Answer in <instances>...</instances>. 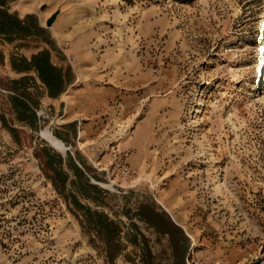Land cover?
<instances>
[{
    "label": "rangeland",
    "instance_id": "rangeland-1",
    "mask_svg": "<svg viewBox=\"0 0 264 264\" xmlns=\"http://www.w3.org/2000/svg\"><path fill=\"white\" fill-rule=\"evenodd\" d=\"M7 8L38 21L56 10L51 61L70 67L69 86L93 104L80 120L89 146L76 150L73 127L59 125L29 73L24 93L37 103V123L20 124L10 81L25 74L10 58L45 46L0 37V264H264V0H8ZM53 153L82 171L80 179L63 166V193L45 165ZM81 183L96 200L77 197ZM71 196L92 221L97 213L119 226L117 243L81 227Z\"/></svg>",
    "mask_w": 264,
    "mask_h": 264
},
{
    "label": "trees",
    "instance_id": "trees-1",
    "mask_svg": "<svg viewBox=\"0 0 264 264\" xmlns=\"http://www.w3.org/2000/svg\"><path fill=\"white\" fill-rule=\"evenodd\" d=\"M7 5L8 0H0V37L9 44L19 42V46H24L23 44L38 41L45 46L42 48L40 45L37 46V52L32 54L29 59L15 55H12L10 58L11 69L17 74H25L19 79L10 81V91L13 95L9 96V100L12 105L13 113L20 124L35 129L37 118L33 108H36L37 103L31 99L28 93H24L26 89L32 86L34 78L27 74L33 73L36 76V79L45 88L46 97L50 99H56L64 93L73 81V74L69 66L63 68L54 65L51 61V51L56 48V45L49 29L55 20L56 13L52 14L47 20V25L42 27L35 15L27 14L21 18L17 13L10 12ZM45 165L54 175L50 177V179L57 193H63V185L68 179V176L63 172L64 165L74 173L75 177L80 179L83 178L82 171L77 167L70 156L67 157V160H63L61 156L53 153L51 157H46ZM58 175L62 177L59 178ZM57 180L61 181L62 188L55 185ZM89 189L95 190L88 184L81 183V185L76 188L77 197H82L87 200H96V198H92L88 193ZM71 197L73 203L77 206L76 209L82 212V220L79 221L81 227L84 228V225L92 224L96 227L97 234L100 237L102 236L107 244L112 245V243H117L121 233L119 226L114 224L107 217L97 215V213L94 214L96 220L92 221L90 211L85 208L84 205L77 202V197ZM141 219L144 220V217L141 216Z\"/></svg>",
    "mask_w": 264,
    "mask_h": 264
},
{
    "label": "crops",
    "instance_id": "crops-1",
    "mask_svg": "<svg viewBox=\"0 0 264 264\" xmlns=\"http://www.w3.org/2000/svg\"><path fill=\"white\" fill-rule=\"evenodd\" d=\"M55 12L56 10L54 9L42 14L39 17L40 25L45 27L47 25V20ZM56 29V26L53 27V30L56 31ZM76 84L77 83L75 82V84L69 86V88H67V90L58 98L50 99L46 97L43 102L51 106V108L58 113L56 115L57 118L55 119L59 120V125L62 124L64 126L73 127L75 139H72L70 145H73L76 150H82L85 146L89 145H86L87 137L84 133L86 128L81 127L80 120L90 116V114L85 115L86 107L91 106L93 103H90L87 99L81 98V96L76 93ZM92 158H94L93 155H91L90 160H92Z\"/></svg>",
    "mask_w": 264,
    "mask_h": 264
},
{
    "label": "bare ground",
    "instance_id": "bare-ground-1",
    "mask_svg": "<svg viewBox=\"0 0 264 264\" xmlns=\"http://www.w3.org/2000/svg\"><path fill=\"white\" fill-rule=\"evenodd\" d=\"M43 137V135H42ZM54 138V137H53ZM51 138L49 135H46L45 134V139L46 141L49 143V145L53 148V149H56V150H59L61 153L65 151V146L62 144L61 141L59 140H55ZM59 141V142H58Z\"/></svg>",
    "mask_w": 264,
    "mask_h": 264
},
{
    "label": "water",
    "instance_id": "water-1",
    "mask_svg": "<svg viewBox=\"0 0 264 264\" xmlns=\"http://www.w3.org/2000/svg\"><path fill=\"white\" fill-rule=\"evenodd\" d=\"M65 150H68L67 148H65Z\"/></svg>",
    "mask_w": 264,
    "mask_h": 264
}]
</instances>
